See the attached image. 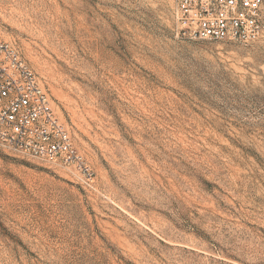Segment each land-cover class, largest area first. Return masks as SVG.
Listing matches in <instances>:
<instances>
[{
	"label": "rangeland",
	"instance_id": "obj_1",
	"mask_svg": "<svg viewBox=\"0 0 264 264\" xmlns=\"http://www.w3.org/2000/svg\"><path fill=\"white\" fill-rule=\"evenodd\" d=\"M172 10L0 0L93 174L0 146V264H264V36L188 40Z\"/></svg>",
	"mask_w": 264,
	"mask_h": 264
},
{
	"label": "built area",
	"instance_id": "obj_2",
	"mask_svg": "<svg viewBox=\"0 0 264 264\" xmlns=\"http://www.w3.org/2000/svg\"><path fill=\"white\" fill-rule=\"evenodd\" d=\"M172 20L176 35L188 40L248 44L264 36L260 0H173ZM0 146L58 164L88 185L93 181L39 76L4 41H0Z\"/></svg>",
	"mask_w": 264,
	"mask_h": 264
}]
</instances>
